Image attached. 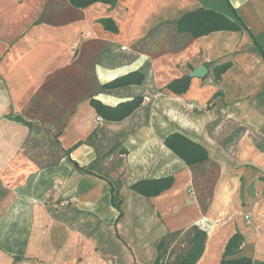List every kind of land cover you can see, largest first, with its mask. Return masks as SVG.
<instances>
[{
    "label": "crops",
    "instance_id": "crops-1",
    "mask_svg": "<svg viewBox=\"0 0 264 264\" xmlns=\"http://www.w3.org/2000/svg\"><path fill=\"white\" fill-rule=\"evenodd\" d=\"M199 8L238 28L179 32ZM128 75L143 80L104 87ZM138 98L115 120L92 103ZM236 233L228 259L264 264V0H0V264H221Z\"/></svg>",
    "mask_w": 264,
    "mask_h": 264
},
{
    "label": "trees",
    "instance_id": "trees-1",
    "mask_svg": "<svg viewBox=\"0 0 264 264\" xmlns=\"http://www.w3.org/2000/svg\"><path fill=\"white\" fill-rule=\"evenodd\" d=\"M118 0H70V3L77 8H87L88 6L102 2L115 6ZM104 24L107 29L112 31H118L115 22L112 19L102 18L99 20ZM233 21L228 19L221 13L210 9L199 8L195 11L188 12L181 16L177 20V29L179 32H190L195 37H201L210 34L214 31L237 29ZM228 65L218 68L217 77H220L221 73L227 69ZM143 77L133 79L131 75L115 79L109 83H106L104 87H116L124 84L141 83ZM188 82L186 78L175 79L170 82L165 89L171 90L175 94H182L186 91ZM142 102L141 98L134 99L126 103L127 108L119 112L117 115L108 116L107 111H110V107H107L99 101L92 100L93 105L96 107L99 113L105 118L110 119H123L136 109ZM118 109V107L116 108ZM167 145L173 149L181 158H183L188 164L204 160L206 158L205 150L198 144L191 140L181 137L180 135H172L166 140ZM173 183L172 177L144 180L136 183L133 188L139 193L146 196H155L169 188ZM243 242V236L239 233L234 234L229 240L226 251L221 264H253L250 258L241 257L236 259H228V256L235 254L241 247Z\"/></svg>",
    "mask_w": 264,
    "mask_h": 264
},
{
    "label": "water",
    "instance_id": "water-1",
    "mask_svg": "<svg viewBox=\"0 0 264 264\" xmlns=\"http://www.w3.org/2000/svg\"><path fill=\"white\" fill-rule=\"evenodd\" d=\"M207 73V68L205 66H201L198 69L194 70L192 76L203 77Z\"/></svg>",
    "mask_w": 264,
    "mask_h": 264
}]
</instances>
